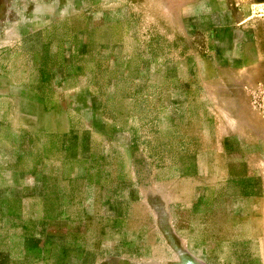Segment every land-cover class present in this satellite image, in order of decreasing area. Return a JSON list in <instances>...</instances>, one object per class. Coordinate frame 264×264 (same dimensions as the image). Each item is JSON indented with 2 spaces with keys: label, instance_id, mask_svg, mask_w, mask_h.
<instances>
[{
  "label": "rangeland",
  "instance_id": "1",
  "mask_svg": "<svg viewBox=\"0 0 264 264\" xmlns=\"http://www.w3.org/2000/svg\"><path fill=\"white\" fill-rule=\"evenodd\" d=\"M0 264H264V0H0Z\"/></svg>",
  "mask_w": 264,
  "mask_h": 264
}]
</instances>
